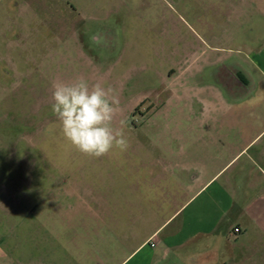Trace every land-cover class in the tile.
<instances>
[{
	"label": "rangeland",
	"instance_id": "374dc122",
	"mask_svg": "<svg viewBox=\"0 0 264 264\" xmlns=\"http://www.w3.org/2000/svg\"><path fill=\"white\" fill-rule=\"evenodd\" d=\"M240 2L0 0V242L13 249V264H51L76 233L84 241V226L74 224L83 218L71 211L85 209L86 188L115 210L118 165L133 157L140 136L182 129V114L202 113L188 109V93L219 89L232 99L227 72L264 49L255 3L229 21L230 3ZM80 79L115 97L113 127L126 150L87 156L64 138L52 111L54 85Z\"/></svg>",
	"mask_w": 264,
	"mask_h": 264
},
{
	"label": "crops",
	"instance_id": "0c3cea01",
	"mask_svg": "<svg viewBox=\"0 0 264 264\" xmlns=\"http://www.w3.org/2000/svg\"><path fill=\"white\" fill-rule=\"evenodd\" d=\"M249 2L264 14V0H241L226 11L229 21ZM246 62L223 79L231 100L219 89L188 93V109L202 113L182 114V129L140 136L133 157L118 165L115 210L86 188V210L71 211L83 218L74 224L84 226L85 240L76 233L51 264H264V49ZM12 250L0 242V257L13 264Z\"/></svg>",
	"mask_w": 264,
	"mask_h": 264
},
{
	"label": "clouds",
	"instance_id": "9594fccd",
	"mask_svg": "<svg viewBox=\"0 0 264 264\" xmlns=\"http://www.w3.org/2000/svg\"><path fill=\"white\" fill-rule=\"evenodd\" d=\"M52 98V111L63 136L77 151L101 157L114 148L126 150L128 141L123 131L113 127L117 101L110 90L99 84L90 88L80 79L72 84H55Z\"/></svg>",
	"mask_w": 264,
	"mask_h": 264
},
{
	"label": "built area",
	"instance_id": "2783aa9c",
	"mask_svg": "<svg viewBox=\"0 0 264 264\" xmlns=\"http://www.w3.org/2000/svg\"><path fill=\"white\" fill-rule=\"evenodd\" d=\"M239 230H240L239 227H235V228H234V231H236V232L239 231ZM152 245H154V244L152 243Z\"/></svg>",
	"mask_w": 264,
	"mask_h": 264
},
{
	"label": "flooded vegetation",
	"instance_id": "af4514ba",
	"mask_svg": "<svg viewBox=\"0 0 264 264\" xmlns=\"http://www.w3.org/2000/svg\"><path fill=\"white\" fill-rule=\"evenodd\" d=\"M231 4V3H230Z\"/></svg>",
	"mask_w": 264,
	"mask_h": 264
}]
</instances>
